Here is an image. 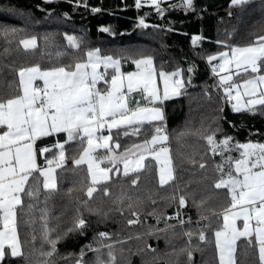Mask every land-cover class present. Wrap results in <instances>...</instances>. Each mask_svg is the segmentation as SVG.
<instances>
[{
  "label": "trees",
  "instance_id": "trees-1",
  "mask_svg": "<svg viewBox=\"0 0 264 264\" xmlns=\"http://www.w3.org/2000/svg\"><path fill=\"white\" fill-rule=\"evenodd\" d=\"M85 2L88 7L78 6V0H0V27L20 30L14 38L0 35V98L17 94L18 79L13 69L37 64L42 69L59 66L57 51L69 53L63 58L64 63L70 59L81 61L86 51L99 48L101 55L121 58L123 64H133L132 59L150 55L157 70L163 66L166 72L194 64L195 72L191 85L186 84V94L164 104L169 137L166 144L172 154L175 179L160 185L158 163L148 157L144 162L146 167L138 173L124 176L121 172L98 185L99 190L88 202V207L94 210L90 214L82 204L88 200L85 195L90 184L87 168L74 167L69 159L64 170L57 169L58 191L48 195L42 190L39 201H25V204H36L31 213L25 207L18 219V232L28 259H8L7 264H44L47 258L40 253L49 250L41 238L40 217L44 208L48 210L49 228L55 229L52 238L62 236L72 227L78 211L89 223L83 235L69 233L57 244V254L50 264H77L82 248L85 249L84 264H95L96 254L85 248L88 244L100 248L105 260L108 249L103 245H113L116 264H189L187 253L181 251L185 248L199 249L192 253V264H218L214 232L223 224L219 214L230 206V197L228 189L215 188L221 178H227L228 165H224L223 177L216 166L228 155L235 159L239 153L233 149L223 157L213 155L204 137L219 127L218 141L227 135L234 142L264 143V108L258 107L255 113L234 112L231 103L224 99L223 89L216 87L219 78L210 73L212 65L207 56L227 51L224 44L245 45L264 35V0H251L243 8L231 6L230 0H194L195 11L176 8L165 12L163 17L151 6L137 9L135 0ZM178 2L173 0L162 7ZM92 8L101 11L93 13ZM146 13H149L145 19L149 27H139V18ZM102 27H110L112 31L102 32ZM65 34L82 37L78 52L66 48ZM32 35L37 36L38 47L26 51L18 41ZM197 35L205 39L193 45L192 37ZM187 76L184 73L183 78ZM245 78L241 72L233 81ZM153 134L152 126L145 124L138 136L122 135L120 148L116 150L150 139ZM63 136L42 138L38 144L51 146L56 139L63 142ZM80 154L78 143L65 145L66 157L78 158ZM45 156L51 158L48 153ZM38 161L43 165L44 157H38ZM200 164L205 166L201 168ZM137 175L139 180L134 185L131 181ZM104 188L108 189V195L104 194ZM69 189L73 191L69 193ZM180 196L185 198L183 206L179 205ZM137 216L139 223H128ZM98 220L102 222L97 223ZM200 230H204L207 243L198 239ZM101 232L108 233L110 239L100 240L98 233ZM186 232L193 233L190 244ZM252 245L249 246L246 238L238 241V264H259L254 239Z\"/></svg>",
  "mask_w": 264,
  "mask_h": 264
},
{
  "label": "snow or ice",
  "instance_id": "snow-or-ice-1",
  "mask_svg": "<svg viewBox=\"0 0 264 264\" xmlns=\"http://www.w3.org/2000/svg\"><path fill=\"white\" fill-rule=\"evenodd\" d=\"M250 2L251 0H230L231 6L239 8L249 5ZM165 3L166 0H135V7L140 9L149 5L161 17L171 9L196 10L194 0H179L168 8L162 7ZM81 5L88 7L85 0H78V6ZM91 11L96 13L101 9L92 8ZM147 15L149 13L139 18V27H149L145 22ZM100 30L112 31L110 27H102ZM171 30L170 28L169 31ZM18 31L20 30L16 28L0 27V35L6 39L16 37ZM65 39L66 48L77 52L81 49L82 37L65 34ZM203 39L205 38L201 35L193 36L192 44L198 45ZM44 40L48 42L47 37ZM18 43L24 50L32 51L38 47V38L32 35L20 39ZM224 47L228 50L208 55L207 61L212 65L213 75L219 78L216 87L223 89L225 101L231 103L234 112L255 113L258 107L264 108V35L245 45L224 44ZM55 55L60 61L59 66L42 69L37 64L13 69L18 79L17 94L6 99L0 98V264H7V260L13 258L28 259L18 232L19 215L23 214L25 207L29 213L32 212L36 204H25V201H39L42 190L48 195L58 191L57 169L64 170L69 159L74 167L87 168L90 184L85 195L88 200L82 201V204L90 214L94 210L88 207V202L99 190L98 185L110 181L112 177L109 174L114 169L115 174L119 175L121 164L124 176L144 169L146 166L143 161L147 158L145 153L153 155L160 165V185L175 179L173 162L168 155L169 149L160 147L157 151L156 146L169 139L165 102L186 94V84L191 85L196 66L193 64L186 69L172 72L164 71L161 66L160 70H157L154 58L149 55L132 59L137 70L125 73L121 71V58L101 55L99 48L86 51L78 62H72L70 59L64 63L63 58L69 56L67 51H57ZM217 60L220 62L214 64ZM232 66L235 67L237 75L242 72L247 77L242 85L233 81L232 74L221 75V72ZM184 73H188L186 79L183 78ZM158 79L162 81V88ZM37 80L43 82V87L34 86ZM101 82L103 88L98 87ZM133 92L140 94L145 102L144 106L136 101L135 108L129 107V95ZM145 124L153 128L151 139L117 154L115 150L120 148V137L138 136ZM220 131L217 127L212 134L204 137L212 154L223 157L225 153L235 149L239 155L235 159L228 155L222 164L216 166L223 177L224 165H228L227 178H221L215 188L228 189L230 197V206L219 214L223 224L214 232L218 264H238L237 241L241 237L248 240L250 247L253 246V239L255 240L259 264H264V143L234 142V138L227 135L218 141L216 134ZM60 134H64L63 142L56 139L51 146L38 144V141L42 143V138L59 137ZM70 143L81 145L78 158L66 157L65 145ZM53 149L57 151L54 152ZM98 149L105 150L106 154L94 155ZM133 149L139 152V156L135 161H130L129 155H135ZM45 153L51 158L46 157ZM38 157H44L43 165L38 163ZM105 161L112 167L101 168L100 164ZM199 166L203 168L205 165ZM138 180L137 175L131 182L135 185ZM72 191L69 189V193ZM103 191L105 195L109 194L107 188ZM44 203H47V195ZM184 204L185 198L180 196L179 205ZM237 208L240 210L236 211ZM95 214L100 215L99 211H95ZM40 219L43 229L41 238L49 245L48 251L40 253L47 258L44 264H50L51 258L57 254V244L69 233L79 232L83 235L89 227L84 214L78 211L72 227L62 236L52 238L55 229L48 226L46 208L41 209ZM237 220H242V226L239 228ZM100 222L102 221H97ZM128 223H139L138 216ZM185 235L188 236L190 244L193 233L186 232ZM98 238L106 240L110 239V236L101 232L98 233ZM198 239L208 242L204 230H200ZM103 247L108 249L106 260L102 258L100 248H94L92 244L85 245L88 251L96 254L95 264H116L113 245L107 244ZM194 250L199 249L181 250L187 253L189 264H192ZM84 256L85 249L82 248L77 264H84Z\"/></svg>",
  "mask_w": 264,
  "mask_h": 264
},
{
  "label": "crops",
  "instance_id": "crops-1",
  "mask_svg": "<svg viewBox=\"0 0 264 264\" xmlns=\"http://www.w3.org/2000/svg\"><path fill=\"white\" fill-rule=\"evenodd\" d=\"M171 1H173V0H166V3H168V2H171ZM145 6H149V5H145ZM217 62L219 63L220 61L219 60H217ZM155 64V63H154ZM101 71L103 70V68L101 67V69H100ZM137 69H136V67H135V65L134 64H129V63H126V64H123L122 62H121V71L122 72H125V73H127V72H133V71H136ZM109 72H111V69H109ZM228 74H232V76H233V79H234V77H235V75H236V69H235V67L234 66H232L230 69H228L227 71H225V72H221V75H228ZM236 83H239V84H243V81H240V82H237V81H235ZM158 84L160 85V87L162 88V81H160L159 79H158ZM35 87H43V82L42 81H40V80H37L36 82H35V85H34ZM98 87H100V88H103V83L101 82V84H99L98 85ZM233 95H235V91L233 92ZM173 98H176V97H173ZM172 98V99H173ZM136 101H139V103H140V105L141 106H144L145 105V102H144V100H143V98L140 96V94L139 93H137V92H133V93H131L130 95H129V107H132V108H135V106H136ZM104 134L106 135L107 134V131L105 130L104 131ZM151 139V138H150ZM150 139H147V140H150ZM144 141H142V142H139V143H136V144H134V145H138V144H142ZM166 142L167 141H165L162 145H157V147H166V148H168L169 149V152H168V155L171 157V159H172V154H171V151H170V147L166 144ZM111 143V142H110ZM86 146V145H85ZM133 148V145H131L130 147H128V148H126V149H132ZM126 149H123V150H121V151H117V150H115L116 151V153L117 154H119V153H121V152H124ZM133 151L135 152V155H129V160L130 161H135L137 158H138V156H139V152L138 151H136L135 149H133ZM157 151H159V150H157ZM106 154V152H105V150H103V149H98L97 150V152L96 153H94V155H96V156H102V155H105ZM145 155H146V157L148 158V157H152V158H154V156L153 155H149L148 153H145ZM163 158V157H162ZM99 162V161H98ZM144 162H145V160L143 161V164H144ZM172 162H173V160H172ZM38 163H39V161H38ZM158 163V162H157ZM100 167L101 168H104V167H112V165H109L108 164V162L107 161H105V162H103V163H101L100 164ZM119 167L121 168V172H122V168H123V165L121 164V165H119ZM56 175H57V172H56ZM111 177L113 176V175H115V169L113 170V172L112 173H110L109 174ZM226 179V178H225ZM240 209L239 208H237L236 209V211H239ZM242 226V220H237V227L239 228V227H241ZM241 238H244V237H241ZM240 238V239H241ZM239 239V240H240ZM238 240V241H239ZM238 241H237V243H238Z\"/></svg>",
  "mask_w": 264,
  "mask_h": 264
},
{
  "label": "rangeland",
  "instance_id": "rangeland-1",
  "mask_svg": "<svg viewBox=\"0 0 264 264\" xmlns=\"http://www.w3.org/2000/svg\"><path fill=\"white\" fill-rule=\"evenodd\" d=\"M159 168H160V165H159V163H158V176H159ZM173 172H174V170H173Z\"/></svg>",
  "mask_w": 264,
  "mask_h": 264
},
{
  "label": "built area",
  "instance_id": "built-area-1",
  "mask_svg": "<svg viewBox=\"0 0 264 264\" xmlns=\"http://www.w3.org/2000/svg\"><path fill=\"white\" fill-rule=\"evenodd\" d=\"M210 73L213 75V73H212V71H211V70H210ZM213 76H214V75H213ZM156 148H157V150H159V147H157V146H156Z\"/></svg>",
  "mask_w": 264,
  "mask_h": 264
},
{
  "label": "water",
  "instance_id": "water-1",
  "mask_svg": "<svg viewBox=\"0 0 264 264\" xmlns=\"http://www.w3.org/2000/svg\"><path fill=\"white\" fill-rule=\"evenodd\" d=\"M116 175V174H115Z\"/></svg>",
  "mask_w": 264,
  "mask_h": 264
}]
</instances>
